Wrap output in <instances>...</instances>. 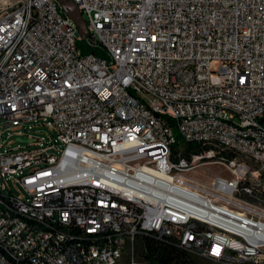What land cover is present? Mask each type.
Returning <instances> with one entry per match:
<instances>
[{
    "label": "built area",
    "instance_id": "1",
    "mask_svg": "<svg viewBox=\"0 0 264 264\" xmlns=\"http://www.w3.org/2000/svg\"><path fill=\"white\" fill-rule=\"evenodd\" d=\"M72 1L0 0V264H264V0Z\"/></svg>",
    "mask_w": 264,
    "mask_h": 264
},
{
    "label": "trees",
    "instance_id": "2",
    "mask_svg": "<svg viewBox=\"0 0 264 264\" xmlns=\"http://www.w3.org/2000/svg\"><path fill=\"white\" fill-rule=\"evenodd\" d=\"M96 52L104 55L103 52L93 49L84 48V52ZM176 142L172 146V158L178 159L180 156L190 157L192 153H199L204 150V146L191 142H186L177 129L174 130ZM143 257L149 264H196L190 253L175 243L167 239L159 241L152 235L145 236L143 242Z\"/></svg>",
    "mask_w": 264,
    "mask_h": 264
},
{
    "label": "rangeland",
    "instance_id": "3",
    "mask_svg": "<svg viewBox=\"0 0 264 264\" xmlns=\"http://www.w3.org/2000/svg\"><path fill=\"white\" fill-rule=\"evenodd\" d=\"M5 137V135L3 136ZM220 169L216 165H201L194 169L191 172H187L186 175L192 179H197L198 181L202 183L209 184L212 179L219 174ZM137 264H149L145 261L143 254L141 253L140 249H137ZM193 260L196 262V264H222L219 261L215 259H208V258H202L199 257L193 253H190Z\"/></svg>",
    "mask_w": 264,
    "mask_h": 264
},
{
    "label": "water",
    "instance_id": "4",
    "mask_svg": "<svg viewBox=\"0 0 264 264\" xmlns=\"http://www.w3.org/2000/svg\"><path fill=\"white\" fill-rule=\"evenodd\" d=\"M62 8L68 16L76 23L81 36H86L88 29L82 11L79 6L72 0H60Z\"/></svg>",
    "mask_w": 264,
    "mask_h": 264
}]
</instances>
